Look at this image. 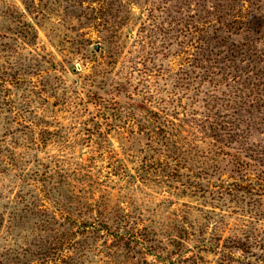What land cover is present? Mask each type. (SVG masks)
<instances>
[{"label":"rangeland","instance_id":"rangeland-1","mask_svg":"<svg viewBox=\"0 0 264 264\" xmlns=\"http://www.w3.org/2000/svg\"><path fill=\"white\" fill-rule=\"evenodd\" d=\"M264 0H0V264H264Z\"/></svg>","mask_w":264,"mask_h":264},{"label":"trees","instance_id":"trees-1","mask_svg":"<svg viewBox=\"0 0 264 264\" xmlns=\"http://www.w3.org/2000/svg\"><path fill=\"white\" fill-rule=\"evenodd\" d=\"M259 260H262V261H264V258H262V259H259Z\"/></svg>","mask_w":264,"mask_h":264}]
</instances>
